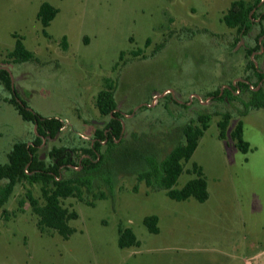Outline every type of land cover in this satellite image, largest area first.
I'll return each mask as SVG.
<instances>
[{
    "label": "rangeland",
    "instance_id": "obj_1",
    "mask_svg": "<svg viewBox=\"0 0 264 264\" xmlns=\"http://www.w3.org/2000/svg\"><path fill=\"white\" fill-rule=\"evenodd\" d=\"M233 1L0 0V70H9L14 91L29 109L66 125L41 145L38 155L47 163L54 148L65 150L70 164L82 158L95 130L109 119L95 108L96 95L108 86L123 121L120 147L132 143L156 160L181 139L183 126L198 125V113L211 116L176 184L181 188L193 179L188 172L197 164L207 184L205 202H177L162 190L152 192L136 179L141 165L131 160L126 169L132 174L126 173L111 157L104 166L113 176L110 188L97 176L91 192L82 188L80 198L62 201L78 215L69 222L74 232L63 240L54 231L39 233L26 192L42 204L40 185L21 181L0 208V264H259L252 257L264 251V110L241 116L251 93L184 104L191 94L209 97L234 80L254 81L247 56L259 39L263 52L253 59L264 74L261 27L239 38L220 21ZM42 3L57 10L47 36L37 20ZM17 39L34 60L12 61ZM259 88L264 92V81ZM11 97L0 81V165L14 142L32 141L35 132L9 103ZM225 114L221 140L217 123ZM238 121L250 145L245 154L231 138ZM61 172L70 174L65 167ZM6 182L0 180V189ZM99 193L103 199L96 198ZM152 215L158 218L157 234L143 224ZM118 228L130 229L139 246L119 248Z\"/></svg>",
    "mask_w": 264,
    "mask_h": 264
},
{
    "label": "trees",
    "instance_id": "obj_2",
    "mask_svg": "<svg viewBox=\"0 0 264 264\" xmlns=\"http://www.w3.org/2000/svg\"><path fill=\"white\" fill-rule=\"evenodd\" d=\"M252 10H255V13L250 16L249 14ZM56 13L57 10L48 3L40 5L37 12V20L42 26L44 35H46L45 28L49 26ZM252 19H258V21L254 22ZM220 21L229 29H234L239 38L247 36L253 26L258 24L261 27L258 39H264V0L262 3H260V0H253L251 2L245 0L233 1L228 10L222 15ZM160 47H157L156 51ZM257 49L258 46L256 44L250 49L247 57L249 58L251 53ZM122 54L123 52H120L119 61L122 59ZM9 57L16 63L35 59L33 53L24 48L20 39L15 41L13 50L9 52ZM248 63L249 68L256 75L255 82H259L262 78L261 73L254 68L250 60ZM0 81L10 90L12 97L9 103L14 107L18 116L22 121L31 123L35 127L36 132L33 140L30 142L32 146L27 147L29 141L16 142L7 154V163L0 165V180L7 181L0 189V208L7 202L16 184L21 181H26L29 184H39L40 198L43 203L40 204L39 199L34 198L29 191L26 192V199L32 213L36 217V227L40 234L54 231L63 240L69 238L74 232L69 226V222L77 219L78 215L74 210L64 207L62 201L69 197L77 196L80 198V190L82 188L88 193L91 192L92 183L97 176L103 178L107 187L110 188L113 176L109 175V168L105 169L104 166L108 161L111 162V157L114 159L113 162H119L126 173H131L126 169L127 164L131 160L141 165V170L134 172L136 179L139 182H144L145 186L152 192L162 190L169 199L177 202L194 198L197 202L203 203L208 199L209 195L203 170L195 163L192 164L191 170L188 172L193 174L194 178L187 181L181 188H176V184L178 178L183 173V163L191 159L199 140L208 129L211 119L210 114L198 113V125H194V122H192L183 126L180 130L181 139L164 158L156 160L152 156L141 152L132 143H127L124 146L126 149L120 147L124 144L121 140L123 121L120 117V112L116 111L112 87L108 86L105 90L99 91L95 98V107L99 114L108 116L109 119L104 128L95 130L93 144L89 143L82 150V158L74 164L69 163L70 160L65 150L54 148L51 150V154H49L52 160V163L49 164L41 159L38 151L42 147V141H45L47 138H54L60 132V129L63 127L62 121L57 118L42 117L29 109L26 102L20 100L14 88H11L9 74L6 70H0ZM218 92L219 90H215L212 93L213 99L230 101L237 98L228 91H225L221 97H218ZM244 93H251L252 97L245 104L241 116L246 115L250 109L264 110V92L261 88L250 92L245 87L242 88L241 95ZM228 121L229 116L225 114L217 123L219 129L218 138L221 140L225 138ZM113 138L118 139V142L114 143ZM231 138L234 146L241 153L245 154L250 150L249 143L243 139V125L241 121H238L231 132ZM102 140H106V147L103 151L99 142ZM135 154H139L140 156H136ZM63 167L68 168L70 174L67 176L63 175L61 172ZM71 167H78L80 170L77 171ZM133 190L136 191L135 186ZM104 196L105 194L99 193L96 198L103 199ZM87 205L93 204L87 203ZM143 224L148 232L152 234L158 233V218L156 216H146L143 219ZM117 232L119 248L139 246V241L130 229L118 228Z\"/></svg>",
    "mask_w": 264,
    "mask_h": 264
},
{
    "label": "built area",
    "instance_id": "obj_3",
    "mask_svg": "<svg viewBox=\"0 0 264 264\" xmlns=\"http://www.w3.org/2000/svg\"><path fill=\"white\" fill-rule=\"evenodd\" d=\"M262 2H263V0H260V3H262ZM254 13H255V10H252L249 15L251 16ZM252 21L257 22L258 19H252ZM257 46H258V49L251 53L249 59L253 63L254 68L257 69V71L260 73V71L258 69V65L256 64V62L253 58L255 56L254 55L255 53L259 54L260 52H263V45H262L261 39H259V41L257 42ZM263 81H264V74H262L261 80L257 83L255 82V80L250 81V80H247L245 78L241 79V80H234L228 87H223L221 90L217 89V90H219L218 97H221L225 91L230 92L233 96H239V95H241L242 88H245V87H246L247 91H250V92L256 91L257 89H259V87H261ZM212 99H213L212 96L203 97L200 95L191 94L188 98H186V100L184 101V104H185V106H191V105H195V103H198L197 106H202L203 104L205 105V104L210 103L212 101ZM62 130H63V127L60 129V131H62ZM34 131H35V129H34ZM33 135L35 136L36 132H34ZM79 136L82 137L83 139H87L86 137H84L82 135H79ZM30 142L31 141H29L27 143V147L32 146ZM93 142H94V140H93V138H91L89 143L92 145ZM99 142H100L101 146L104 144L106 145V140H102ZM113 142L117 143L118 139L113 138ZM43 144H44V141H42L41 145H43ZM71 168L74 170L78 169V167H71ZM25 172H27V171H25ZM56 180H58V178H56Z\"/></svg>",
    "mask_w": 264,
    "mask_h": 264
},
{
    "label": "crops",
    "instance_id": "obj_4",
    "mask_svg": "<svg viewBox=\"0 0 264 264\" xmlns=\"http://www.w3.org/2000/svg\"><path fill=\"white\" fill-rule=\"evenodd\" d=\"M245 1H247V0H245ZM232 3V2H231ZM226 12V11H225ZM224 12V13H225ZM223 13V14H224ZM96 98V97H95ZM96 108V107H95ZM96 110H97V108H96ZM98 111V110H97ZM98 114H99V112H98ZM100 115V114H99ZM45 118H57V119H59V120H61L62 121V125H63V127L64 126H66L65 125V122L61 119V118H58V117H56V116H52V117H45ZM78 134L79 135H83L80 131H78ZM21 141H23V142H25V141H28V139H26V140H18V141H16V142H21ZM16 142H14L13 144H12V146L16 143ZM12 146H11V148H12ZM11 150V149H10ZM8 153H6V155H7ZM5 164V163H4ZM252 259L253 260H258V262H259V264H264V251L263 252H261V253H255L254 255H253V257H252ZM246 264H251L250 262H246Z\"/></svg>",
    "mask_w": 264,
    "mask_h": 264
},
{
    "label": "water",
    "instance_id": "obj_5",
    "mask_svg": "<svg viewBox=\"0 0 264 264\" xmlns=\"http://www.w3.org/2000/svg\"><path fill=\"white\" fill-rule=\"evenodd\" d=\"M2 68L5 69L7 71V73L10 75V72H9V70L7 68H5V67H2ZM11 88L13 89L12 83H11Z\"/></svg>",
    "mask_w": 264,
    "mask_h": 264
}]
</instances>
